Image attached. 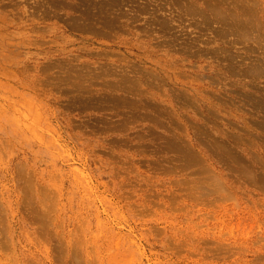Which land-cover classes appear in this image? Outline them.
I'll return each mask as SVG.
<instances>
[{"label":"rangeland","instance_id":"374dc122","mask_svg":"<svg viewBox=\"0 0 264 264\" xmlns=\"http://www.w3.org/2000/svg\"><path fill=\"white\" fill-rule=\"evenodd\" d=\"M0 264H264V0H0Z\"/></svg>","mask_w":264,"mask_h":264}]
</instances>
